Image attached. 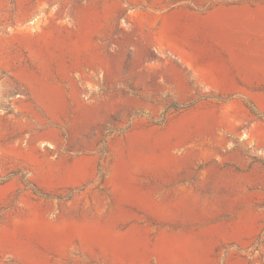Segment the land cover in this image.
<instances>
[{
    "label": "rangeland",
    "instance_id": "1",
    "mask_svg": "<svg viewBox=\"0 0 264 264\" xmlns=\"http://www.w3.org/2000/svg\"><path fill=\"white\" fill-rule=\"evenodd\" d=\"M0 264H264V0H0Z\"/></svg>",
    "mask_w": 264,
    "mask_h": 264
}]
</instances>
